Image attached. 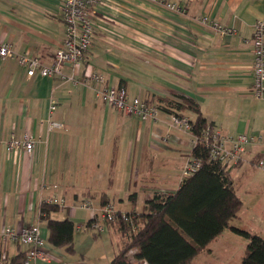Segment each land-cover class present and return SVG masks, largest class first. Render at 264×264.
I'll list each match as a JSON object with an SVG mask.
<instances>
[{"label":"crops","instance_id":"1","mask_svg":"<svg viewBox=\"0 0 264 264\" xmlns=\"http://www.w3.org/2000/svg\"><path fill=\"white\" fill-rule=\"evenodd\" d=\"M166 1L184 11L151 0H97L89 8L93 31L84 59L74 70L63 67L75 81L38 71L28 75L15 57L0 58V233L5 227L37 225L47 241L38 211L51 196L63 197L65 206L50 216L68 217L78 228L93 215L76 205L82 199L97 209L105 198L118 211L140 215L155 193L170 194L180 186L191 158V133L172 125V114L163 110L155 120H141L102 102L95 95L97 84L81 80V73L91 69L107 85L124 86L129 98L184 95L228 138L253 136L242 159L227 167L242 200L230 224L264 236V197L256 198L258 191L264 193V174L254 172L264 156V96L252 94L251 53L253 24L264 22V0ZM61 6V0H0V42L50 64L64 38ZM203 16L235 31L220 34L201 22ZM180 115L189 121L195 116L187 110ZM52 121L61 126L51 127ZM25 132L33 137L31 152L7 148L12 136ZM105 230L112 231L111 250L93 248L103 240L101 232L97 237L87 232L94 231L91 227L81 228L86 233L74 234L72 253L46 244V259L33 263L107 264L119 250L122 232L117 222ZM11 243L2 249L9 253ZM246 243L227 227L208 252L226 255L232 244L241 258Z\"/></svg>","mask_w":264,"mask_h":264},{"label":"trees","instance_id":"2","mask_svg":"<svg viewBox=\"0 0 264 264\" xmlns=\"http://www.w3.org/2000/svg\"><path fill=\"white\" fill-rule=\"evenodd\" d=\"M142 99L174 115H180L184 110L193 112L191 131L197 135L206 126L213 127L202 116L199 104L190 97L178 95L175 98L156 96ZM190 154L201 160L200 167L185 177L175 192L155 193L145 201L143 211L135 215L132 222L117 221L122 232L121 244L107 264H188L227 227L248 239L240 264H264V236L230 224L242 206L228 174L227 167L231 165L211 160L206 145L200 139L191 147ZM108 203L107 199H101V206ZM60 208L46 202L39 206L38 218L45 222L48 238L44 247L46 244L62 247L72 253L74 222L68 217L56 219L50 216ZM90 220L83 228H89ZM92 232L95 235L100 233ZM41 235L44 236L43 233ZM13 243L16 244V251L9 254L2 249L4 243L0 238V264H34L37 258L26 263L29 246L20 241ZM21 243L26 249H20Z\"/></svg>","mask_w":264,"mask_h":264},{"label":"built area","instance_id":"3","mask_svg":"<svg viewBox=\"0 0 264 264\" xmlns=\"http://www.w3.org/2000/svg\"><path fill=\"white\" fill-rule=\"evenodd\" d=\"M97 0H61L62 19L64 22V38L62 45L54 52L50 64L41 62L36 56H28L18 53L14 50L9 42H0V58L15 57L17 61L25 65L27 74L32 75L38 71L42 76L58 75L61 79L75 81V74L66 75L63 72L65 65L74 70L78 64L84 59V55L91 43L92 21L89 8ZM163 4L169 9L184 11L181 6L167 2L166 0H151ZM201 22L210 25L220 34H230L235 30L224 26L219 22L210 19L208 16L201 17ZM252 94L256 98L264 96V22L261 20L253 24L252 34ZM81 78L86 82L99 83L95 87V95L100 100L110 106L120 110L124 115H135L141 120H155L159 113L158 107L150 102H146L139 96L128 99L127 92L124 87L107 86L105 78L99 72L86 69L81 73ZM53 109L54 106H51ZM191 121L185 116L172 114V125L183 127L191 133L192 146L200 139L206 145L209 158L215 162L237 164L242 159L245 144L253 141V136L246 133H239L234 138H228L218 129L206 126L201 130V134L197 135L191 131ZM51 127H60L61 124L56 122L50 123ZM229 144V145H228ZM34 147L33 137L30 132H25L21 137L12 136L7 142L8 149L23 148L26 152H31ZM201 160L191 157L183 166L182 178L189 176L200 167ZM257 168L264 172V156L258 158L255 162ZM48 204H55L60 207L65 206L62 197L51 196L45 201ZM80 207L89 209L93 212L89 227L96 232H102L108 224L115 222L117 218L132 222L133 216L121 214L112 203L99 206L95 209L91 201L85 199ZM78 228H80L78 226ZM3 242L7 240L16 242L20 241L29 246L27 251L26 263H30L35 258L46 259L44 253L45 238L41 235L40 228L37 225L23 226L18 229L6 227L0 233Z\"/></svg>","mask_w":264,"mask_h":264},{"label":"rangeland","instance_id":"4","mask_svg":"<svg viewBox=\"0 0 264 264\" xmlns=\"http://www.w3.org/2000/svg\"><path fill=\"white\" fill-rule=\"evenodd\" d=\"M189 144V143H188ZM191 144V143H190ZM257 171H254L255 172V174H259L260 172V174H264V172H262L261 170H258V169H256ZM259 171V172H258ZM243 183L244 184H246V182H244L243 181ZM238 193L240 194V196L241 197H243L244 198V193H242V191L241 190H239L238 191ZM262 197H264V193L260 190V191H258V193H257V195H256V198H262ZM63 198V197H62ZM64 199V198H63ZM246 199H247V197L245 196V201H246ZM87 200H89V201H91L90 199H87ZM64 201H65V199H64ZM82 201H85V199H82V200H80L76 205L77 206H79L80 207V204H81V202ZM245 204H246V207H245V209L248 207V203L247 202H245ZM82 208V207H81ZM89 210V209H88ZM118 212H120L119 213V216L121 215V214H126V215H128V216H135V215H137L136 213H134V212H123V211H118ZM61 213V212H60ZM118 220H120V221H124V222H128V220L126 221V220H124V219H121V217L120 218H117L116 220H115V222H117ZM80 228H82V229H84L83 228V226L80 224V225H78ZM6 228V227H5ZM16 229V228H15ZM244 230H246V228L244 229ZM233 231V230H232ZM246 231H250V230H246ZM90 235H92V231H87ZM111 232L112 231H110V232H108V230H103L101 233H100V237L103 239L102 241H103V244H102V241H100L99 240V243H97V244H95V246H93V248H97V249H102L103 247H105V245H106V247L107 248H110V250H111V242H114V239H113V237H112V234H111ZM234 232V231H233ZM76 233H81V235H83V233H86V232H79L78 231V229L76 228L75 229V232H74V234H76ZM97 235V237H99V234H96ZM237 235H239V236H241V237H244V236H242L241 234H238L237 233ZM264 235V234H263ZM85 237L84 238H82V243H85ZM247 241H248V239H247ZM3 243H5V242H3ZM15 243H11V247H10V250H9V253H13L14 251H15ZM209 246V247H208ZM204 250H202V251H200V253L197 255V257L191 262V264H240V262H241V259H242V256H241V258L238 256L237 257V253H234V251L235 250H232L233 249V246H232V244H229V245H227V249L228 250H226V255H224L222 252H221V250L220 251H218V250H215V251H213L212 253H209L208 252V250L210 251V247L212 246L211 244L210 245H208ZM246 246V245H245ZM25 247V244H20V248H24ZM239 247H240V245L239 244H234V248L235 249H239ZM244 247V246H243ZM244 251V250H243ZM244 253V252H243ZM130 254H132V252L130 253ZM111 259H109L108 260V262L110 261ZM107 262V263H108ZM189 264V263H188Z\"/></svg>","mask_w":264,"mask_h":264}]
</instances>
